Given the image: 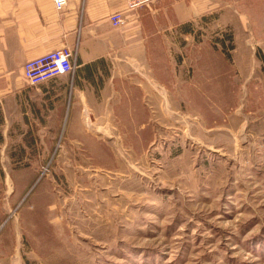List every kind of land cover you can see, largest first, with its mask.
<instances>
[{"label": "rangeland", "instance_id": "374dc122", "mask_svg": "<svg viewBox=\"0 0 264 264\" xmlns=\"http://www.w3.org/2000/svg\"><path fill=\"white\" fill-rule=\"evenodd\" d=\"M258 4L212 0L164 44V105L139 118L59 138L64 118L0 108V264H264Z\"/></svg>", "mask_w": 264, "mask_h": 264}, {"label": "crops", "instance_id": "0c3cea01", "mask_svg": "<svg viewBox=\"0 0 264 264\" xmlns=\"http://www.w3.org/2000/svg\"><path fill=\"white\" fill-rule=\"evenodd\" d=\"M256 6L264 10V4ZM125 8V0H67L61 9L55 0H0L3 117L64 118L62 128L59 120L58 127L52 125L59 138H71L77 137L70 132L79 131L72 124L80 118H139L133 108L162 107L164 44L177 49L191 37L212 0H157ZM117 10H126L121 27L110 19ZM62 46L74 50V71L29 84L25 63Z\"/></svg>", "mask_w": 264, "mask_h": 264}, {"label": "built area", "instance_id": "2783aa9c", "mask_svg": "<svg viewBox=\"0 0 264 264\" xmlns=\"http://www.w3.org/2000/svg\"><path fill=\"white\" fill-rule=\"evenodd\" d=\"M67 0H55L56 7L61 9ZM157 0H125L126 10H135L142 6H150ZM117 10L113 12L110 19L114 27L124 25L125 11ZM74 50L69 46L51 50L38 57L32 58L25 63L24 76L31 85H39L52 78L70 73L75 68Z\"/></svg>", "mask_w": 264, "mask_h": 264}]
</instances>
